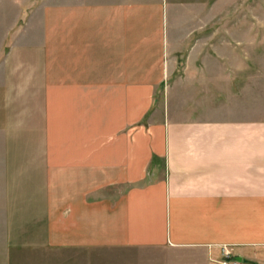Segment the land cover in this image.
I'll return each mask as SVG.
<instances>
[{
    "label": "crops",
    "instance_id": "crops-1",
    "mask_svg": "<svg viewBox=\"0 0 264 264\" xmlns=\"http://www.w3.org/2000/svg\"><path fill=\"white\" fill-rule=\"evenodd\" d=\"M34 9L0 54V264L264 250V117L214 89L206 0Z\"/></svg>",
    "mask_w": 264,
    "mask_h": 264
},
{
    "label": "rangeland",
    "instance_id": "rangeland-1",
    "mask_svg": "<svg viewBox=\"0 0 264 264\" xmlns=\"http://www.w3.org/2000/svg\"><path fill=\"white\" fill-rule=\"evenodd\" d=\"M40 1L0 0V54L26 31ZM204 18L206 33L212 35V28L215 30L214 44L215 48L219 45L222 59L220 83L214 89H222L223 100L227 99L224 89H251L254 119L264 117V0H206ZM140 253L141 264H163L165 259L163 255L162 262L158 255L155 259L151 251ZM190 256L174 254L167 262L171 258L172 264H194L197 260L201 264V255L186 261ZM236 256L240 255L222 245L221 252L209 255L204 264H264L262 249L244 255L242 261L235 260Z\"/></svg>",
    "mask_w": 264,
    "mask_h": 264
},
{
    "label": "water",
    "instance_id": "water-1",
    "mask_svg": "<svg viewBox=\"0 0 264 264\" xmlns=\"http://www.w3.org/2000/svg\"><path fill=\"white\" fill-rule=\"evenodd\" d=\"M234 259L237 260V261H242V257L241 256H236V257H234Z\"/></svg>",
    "mask_w": 264,
    "mask_h": 264
}]
</instances>
